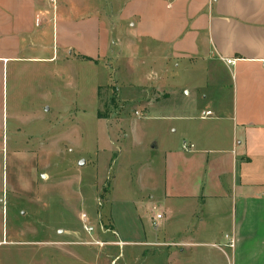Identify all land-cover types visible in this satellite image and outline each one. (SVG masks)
Returning a JSON list of instances; mask_svg holds the SVG:
<instances>
[{
	"label": "rangeland",
	"instance_id": "374dc122",
	"mask_svg": "<svg viewBox=\"0 0 264 264\" xmlns=\"http://www.w3.org/2000/svg\"><path fill=\"white\" fill-rule=\"evenodd\" d=\"M96 3L111 15L110 1ZM8 4L0 1V56L22 61L0 70V264H172L178 246L163 241L191 230L200 242L223 238L225 256L204 245L186 249L185 257L197 250L217 264H234L227 244L235 238L228 225L206 218L208 207L194 211L204 224L198 217L185 224L179 213L155 221L165 211L160 194L172 184L169 178L166 183L163 148L168 140L180 146L184 141L172 131L173 121L144 109L149 100L166 103L164 92L173 91L196 111L221 100L230 104L231 76H205L200 66L176 67L172 58L168 71H159L157 57L165 87L141 83L142 73L131 82L136 75L122 64L115 32L106 41L104 28L98 33L77 24L73 14L65 33L66 15L56 0L46 29L33 18L29 33H16ZM87 5L86 12L95 13ZM98 46L102 55L95 60L78 54L95 56ZM82 214L94 227L91 233ZM190 257L183 260L202 264L200 255Z\"/></svg>",
	"mask_w": 264,
	"mask_h": 264
},
{
	"label": "crops",
	"instance_id": "0c3cea01",
	"mask_svg": "<svg viewBox=\"0 0 264 264\" xmlns=\"http://www.w3.org/2000/svg\"><path fill=\"white\" fill-rule=\"evenodd\" d=\"M0 1L9 2L5 8L15 11L16 33H29L33 18L37 27L46 29L50 24L51 0ZM96 1L61 0L66 15L62 20L64 32L73 26V14L80 19L77 24L90 25L98 33L104 28L108 32L106 41L115 32L122 64L128 75H136L131 82L142 73L144 78L138 79L141 83L150 85L153 80L165 87L159 71H168L170 58L176 67L181 63L200 66L205 76L214 74L215 78L222 71L231 76L230 104L221 100L196 111L173 91L164 92L163 98L168 101L161 106L159 100H149L144 107L147 112L160 113L161 120L173 121L172 131L180 132L184 142L194 145L186 151L184 142L180 146L168 140L163 148L166 183L168 186L169 178L172 184L160 194L165 208L162 219L169 221L179 213L185 224L195 217L204 224L205 217L194 211L208 207L206 218L217 219L222 227L228 225V233L235 238L233 263L264 264V0H108L111 15H106L104 5L101 7ZM86 5L95 13L86 12ZM100 48L95 56L78 54L95 60L102 55ZM227 59L233 62L228 64ZM11 60L22 61L20 57L0 56V70ZM158 63L163 68L159 71ZM186 93L191 96L189 90ZM192 111L197 116L191 115ZM208 111L211 114L204 116ZM191 203L193 208L188 207ZM191 231L163 241L178 246L171 255L172 264H189L190 259H183L192 258L190 255L195 253L202 257V264H217L209 253L198 254L197 250L184 256L186 249L204 245L225 256L223 238L210 236L211 243H204ZM216 244L224 245L220 249Z\"/></svg>",
	"mask_w": 264,
	"mask_h": 264
},
{
	"label": "built area",
	"instance_id": "2783aa9c",
	"mask_svg": "<svg viewBox=\"0 0 264 264\" xmlns=\"http://www.w3.org/2000/svg\"><path fill=\"white\" fill-rule=\"evenodd\" d=\"M55 1H56V0H51V2H53V3H55ZM226 62H227L228 64H231V63L233 62V60H232V59H227ZM209 114H211L210 111L205 112V113H204V116H205V115H209ZM182 147H183L184 150L187 151V150L192 149V148L194 147V145H193V144H189L188 142H184L183 145H182ZM162 217H163V215H162L161 213H157V214H156L155 221L157 222V220L162 219ZM81 219H82V221H83V223H84V229H85L87 232L91 233V232L94 230V227L88 223L87 215H86V214H82V215H81ZM226 237L229 238L228 235H226ZM117 244H120V245H121L122 242H118ZM215 246H216V245H215ZM227 246H228L229 248H234V246H235V240H234L233 238H231L230 241H229V243L227 244ZM216 247H218V246H216ZM218 248L221 249V246H219Z\"/></svg>",
	"mask_w": 264,
	"mask_h": 264
},
{
	"label": "trees",
	"instance_id": "16d2710c",
	"mask_svg": "<svg viewBox=\"0 0 264 264\" xmlns=\"http://www.w3.org/2000/svg\"><path fill=\"white\" fill-rule=\"evenodd\" d=\"M85 59H86V60H90V58H88V57H85ZM113 101H115V97L112 98V103H113ZM114 103H115V102H114Z\"/></svg>",
	"mask_w": 264,
	"mask_h": 264
}]
</instances>
